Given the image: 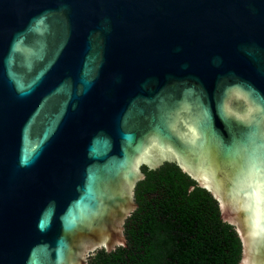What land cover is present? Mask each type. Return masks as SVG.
<instances>
[{"label":"water","instance_id":"obj_1","mask_svg":"<svg viewBox=\"0 0 264 264\" xmlns=\"http://www.w3.org/2000/svg\"><path fill=\"white\" fill-rule=\"evenodd\" d=\"M166 163L264 264V0H0V264L127 247Z\"/></svg>","mask_w":264,"mask_h":264},{"label":"trees","instance_id":"obj_2","mask_svg":"<svg viewBox=\"0 0 264 264\" xmlns=\"http://www.w3.org/2000/svg\"><path fill=\"white\" fill-rule=\"evenodd\" d=\"M142 170L139 207L125 224L127 247L100 249L89 264H241L242 241L210 192L175 164Z\"/></svg>","mask_w":264,"mask_h":264},{"label":"flooded vegetation","instance_id":"obj_3","mask_svg":"<svg viewBox=\"0 0 264 264\" xmlns=\"http://www.w3.org/2000/svg\"><path fill=\"white\" fill-rule=\"evenodd\" d=\"M195 187V186H194Z\"/></svg>","mask_w":264,"mask_h":264}]
</instances>
